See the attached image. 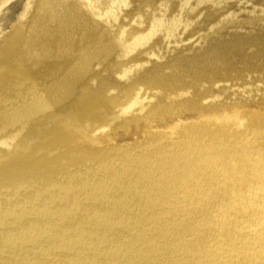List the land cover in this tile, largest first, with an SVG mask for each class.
<instances>
[{
    "label": "rangeland",
    "instance_id": "1",
    "mask_svg": "<svg viewBox=\"0 0 264 264\" xmlns=\"http://www.w3.org/2000/svg\"><path fill=\"white\" fill-rule=\"evenodd\" d=\"M118 1L50 0L91 28L98 24L103 43L133 48L96 63L72 98L53 103L82 56L80 34L75 52L62 55L56 39L40 33L47 0H0V119L45 99L30 125L0 133V161L20 160L0 168V264H256L244 256L225 259L223 250L240 241L227 244L221 232L242 231L240 209L249 215L264 205V0H154L141 15V0H132L120 7L125 20L109 25L105 14ZM176 19L183 23L163 29ZM214 42L228 46L221 70L229 71L198 83L186 77L172 95L182 102L185 93L190 103L178 114L157 106L159 90L146 73L169 63L206 70L209 56L188 59ZM236 42L238 51L230 47ZM42 45L51 56L17 62ZM99 78L111 91L103 100L84 99ZM215 147L235 151L208 157L218 162L212 168L209 162L186 168V177H179L180 167L166 174L162 168L169 156ZM223 188L232 201L214 203L215 236L198 242L195 225L178 231L181 239L170 237L178 221ZM166 220L163 237L151 236L154 224Z\"/></svg>",
    "mask_w": 264,
    "mask_h": 264
},
{
    "label": "bare ground",
    "instance_id": "2",
    "mask_svg": "<svg viewBox=\"0 0 264 264\" xmlns=\"http://www.w3.org/2000/svg\"><path fill=\"white\" fill-rule=\"evenodd\" d=\"M131 1L132 0H119L117 4H115L114 6H112L108 9V11L105 14V19L108 21L109 25H112L113 23H116L120 20H122V21L125 20L124 19L125 17H123V16H125L126 12L122 11L120 9V7L129 6ZM153 2H154V0H141L137 6L139 15H141V13H142V11H140V10H142V7L147 8L148 6H151ZM47 6H48V8L45 10V16L47 18V24L41 28L40 33H42L43 36H45V37L56 39L57 50L59 51L58 53H60L62 55H72L75 52L74 51V42L76 40V37L79 34L81 36L79 39V43H81V45L83 44V47L81 48V51H80L82 53V56L77 60V64H76L75 68L64 78V80L60 84L58 94L51 96L52 102L58 103V102L63 101L65 99H68V98L70 99L76 94V92L78 90L77 85L80 82H82L88 74H92L94 72V70L96 69L95 68L96 63H99L103 59H106L109 55H111L113 52H115L117 50L122 51V55L124 56L125 53H127V52L129 53L130 51H132L133 48L129 47L128 49H126L127 46L121 42L120 43L109 42L107 44L103 43L104 34L101 35L100 32L98 31V24H96V26L91 28L81 19V17L78 15V13L71 11L68 8V6L65 4H57L55 2L51 3L50 0H47ZM182 23H183L182 19L181 20L176 19L172 23H169V25H166V27L163 26V29L165 28L168 31L171 27H172L171 29H173L175 27H178ZM129 28H130V26H129ZM96 37L99 41L98 43L93 42ZM238 45L239 44L236 42L230 47H232L231 49L235 48V51H238V49H239ZM226 47H228L226 44H223L221 42H214L213 45H211L208 48H206L205 50H203L199 55L188 59L189 61H198L199 57H202V56L208 57L209 56L208 62L210 64L208 63L209 65H208V68L206 70H200L201 68L196 70V69L192 68V66H190L188 68H183V67L179 66L178 64H174V63H169L166 68L155 67L153 69H150L146 73V79L148 80L147 84L150 87H154V88H157L159 90L158 91L159 93L157 95L158 96V100H157L158 102L156 105L161 106V107L163 106L164 108H166V110H169V112H174L175 114L182 112L188 106V103H189L188 99L185 98L183 100V98L185 97V93H183L181 95L180 100L182 102H179V100H178V102L173 101L172 95H175L176 93L179 92V89L184 88L186 86V83L184 81L186 80L185 78L188 76L192 77L193 81L198 83L199 79H201V80L206 79V78L208 79L211 76H214L216 74L227 73L229 71V69L224 70V71L221 70V67H223L225 64V59H224L225 57H223V55L228 53V52H225V50H227ZM51 55H52L51 49L45 45H42L36 51L29 52V54H28L29 58L18 59L17 62L23 63L24 61H26V60L29 61L31 59L42 60L44 58L45 59L48 58ZM230 56H232V55H230ZM98 67H99V65H98ZM195 73H197V74H195ZM91 83H92V81H91ZM177 83H179L181 85H176ZM17 84H20L19 80L17 81ZM108 86H109V84H108L106 79L99 78V81L97 82V84L92 86V89L90 90L91 92L89 91L90 93H86V94H88V97L87 98L85 97L84 99L88 100V99H91V97H93V98L101 97L103 100L105 98V95L111 91V89H109ZM29 93H31V92H29ZM43 100H45V99H42V101H39L40 106L39 105L37 106V104H35L33 106H30V107H26V108L23 107L24 109L20 108L16 111L14 110V112H11L10 118L0 119V133L1 132L3 133V131L7 130L9 127L13 128L14 126L16 127L17 125L23 126V124H26V123L30 125V118L33 115H35L36 113H38V112L40 113L41 110H43V103L41 104V102H43ZM29 101L31 102V100H29ZM170 102H175V103L170 104ZM26 103H29V102H26ZM7 104H8V102H7ZM53 105H56V104H53ZM191 112H193V111H191ZM5 135H6V133H5ZM222 150L228 151V153H229V152H233L234 148L226 147L225 149H222L219 147H215V148L207 150V151H203V150L192 151V152L182 153L181 155H178L176 157L169 156L167 162L165 163L166 165L163 164L164 166H162V168L166 174V173H171V171L173 172L172 169L177 170V168L180 167V168H182V170L177 171V173L179 172V177H186V176H188V173L187 174L183 173L186 168L188 170L187 172H190L191 170L196 171V169L199 168V166L204 162H209L211 168L213 166H216L218 162L214 161L215 159L209 160L207 158L210 156L216 155L217 153H219ZM202 158H204V159H202ZM19 161L14 160V159H9L7 161H0V168H6V167L13 165L15 163H19ZM146 168H148V166H146ZM118 178H120V177H118ZM229 189L230 188H223V189L217 190L215 198L211 199L210 201H208L206 203H203V205H198V206L194 207L191 210L190 214L187 216V220H185L183 222L181 221L180 223L178 221L173 226L170 237L175 236V237H178L179 239H181L183 236H178L179 235L178 231H183V232L184 231H186V232L191 231L194 229L195 225L198 226L199 231H201L199 238H197L198 242L199 241L200 242H206V240H208V238L211 235L215 236L212 233H210V232H212L211 227H213L214 224L216 223V219L211 215V211L215 207L214 203L221 197L227 198L228 202L232 201L231 200L232 196L230 197V190ZM68 193H70V191H68ZM57 197H59V196H57ZM148 199H149V197H148ZM45 206H47V205H45ZM71 207H73V206H71ZM238 207H239V209L241 208V206H238ZM255 210L257 212L254 214L244 215L245 210L240 209L241 214L238 216L237 221L240 223H242L243 221H246V225L244 227H242V229H243L242 231H239V230L236 231L235 227H233V229L232 228L229 229V227H228L226 230H224L225 229L224 228L223 229L224 231L221 232L224 235V240L227 244L234 239H238L240 241V243L237 246L232 247L233 249L226 248L223 250L222 254H223V257L225 259H227V258L232 259V258H236V257L239 258L240 256H244V257L248 258L249 261H253L256 264H264V205L260 203L256 207ZM59 213H61V212H59ZM252 217L254 218V220H257L258 218L262 219V220L261 221L257 220V223L255 225L253 223L250 224V220L252 219ZM0 220H1V217H0ZM200 220H203V223H200L199 222ZM166 222H168V221L167 220L166 221H160L158 224H161V225L154 224L155 228L153 229V231H152L153 235L151 234V236H154L155 238L156 237L162 238L164 234H163V231L160 229V227L162 226V224H164ZM30 228H33V227H30ZM39 228H40V226H39ZM24 231H26V230H24ZM77 235H76V237H77ZM12 236H13V234H12ZM15 236H14V238H15ZM102 239L103 238H101L100 240H102ZM72 240H74V239L72 238ZM85 244H87V243H85ZM121 248H122V246H121ZM97 251H95V252H97ZM152 252H153V250H152ZM112 254L114 255L113 252H112ZM98 255H100V254H98ZM76 264H79V263L77 262ZM240 264H246V263L242 262Z\"/></svg>",
    "mask_w": 264,
    "mask_h": 264
}]
</instances>
